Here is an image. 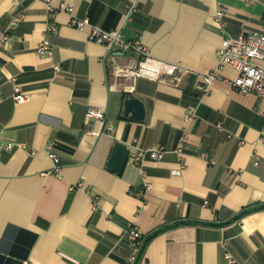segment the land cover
<instances>
[{"label": "crops", "instance_id": "crops-1", "mask_svg": "<svg viewBox=\"0 0 264 264\" xmlns=\"http://www.w3.org/2000/svg\"><path fill=\"white\" fill-rule=\"evenodd\" d=\"M133 1L51 0L58 10L50 13L45 0H0L11 34L0 52V139L17 143L0 150V264H130L131 225L144 241L161 229L139 264H264V99L237 92L231 66L219 68L208 92L197 87L218 68L223 37L264 32V0L138 2L124 32L185 67L178 83L116 70L113 60L125 67L138 56L110 53L59 8L72 4L73 15L112 30ZM44 39L50 55L37 52ZM16 85L26 101L14 100ZM130 97L145 100V119L127 115ZM92 106L104 121L88 114ZM191 106L197 116L188 124ZM186 127L181 166L175 149ZM117 142L129 151L122 173L108 168ZM158 144L162 159L135 160Z\"/></svg>", "mask_w": 264, "mask_h": 264}, {"label": "built area", "instance_id": "built-area-1", "mask_svg": "<svg viewBox=\"0 0 264 264\" xmlns=\"http://www.w3.org/2000/svg\"><path fill=\"white\" fill-rule=\"evenodd\" d=\"M24 1V0H22ZM27 1V0H26ZM47 8L50 13H54L58 10L51 0H45ZM144 0H134L130 8L129 13L125 16L122 24L112 30L104 29L96 24H93L89 18H80L73 15L74 6L69 3H62L59 8L71 13V25L80 29L86 26L90 27V39L104 44L110 53L116 51L121 53H134L138 56V62L136 64L120 66L115 60L112 61L113 67L116 70L124 72L129 76H145L154 80H162L164 78L169 79L171 83H178L181 81L184 74L188 70L178 62H169L160 59L151 54L150 47L145 44L140 38H128L124 32V24L130 20L132 12L136 8V4ZM226 11L220 8L216 14V20L220 25L222 31L225 30V21L223 17ZM21 15V14H20ZM17 24V19L13 20L10 28H14ZM57 26L54 23H50V29L55 30ZM11 39V34L8 29L3 28L0 20V52L7 46ZM37 52L41 55H50L53 53L51 49V43L48 39H44L42 43L38 45ZM114 58V57H113ZM218 68L213 71H209L204 74L202 82L197 84V87L202 92H208L211 82L217 77L219 68L224 66H231L238 71V76L233 80H230L231 85L237 90V92L243 94H255L264 99V32L253 31L245 32L237 37H223L220 47L217 49ZM4 96L3 87L0 84V102ZM14 100L16 102H24L28 99L29 95L26 94L22 88L18 85L14 88ZM264 112V111H262ZM88 114L96 119L105 120L106 112L99 107H89ZM197 116V108L191 106L187 109L185 114V120L189 124ZM217 127L223 131V123L218 122ZM111 128V127H110ZM190 131L188 128H184L182 137L179 141L175 151L181 158V166L185 165L184 161V145L189 140ZM264 138L261 136V141ZM17 143L14 141H3L0 139V150L12 149ZM167 152L166 146L158 144L150 149H140L136 155L135 160L140 162L144 157H150L154 160H160L165 156ZM55 162V171L58 173L61 171L58 165L60 159L54 152L49 153ZM207 156V154H204ZM208 204L209 201L204 202ZM126 235L131 244V255L129 258L130 264H134L138 259L144 244L143 233L137 227V225H131L126 230ZM228 242V241H227ZM226 240L223 241V245L227 246ZM226 256L229 262H236L233 255L227 251Z\"/></svg>", "mask_w": 264, "mask_h": 264}, {"label": "water", "instance_id": "water-1", "mask_svg": "<svg viewBox=\"0 0 264 264\" xmlns=\"http://www.w3.org/2000/svg\"><path fill=\"white\" fill-rule=\"evenodd\" d=\"M126 113L137 119L147 117V103L140 97H130L126 100ZM113 154L108 164V168L118 173H122L129 158L127 146L122 142H117L114 146Z\"/></svg>", "mask_w": 264, "mask_h": 264}, {"label": "trees", "instance_id": "trees-1", "mask_svg": "<svg viewBox=\"0 0 264 264\" xmlns=\"http://www.w3.org/2000/svg\"><path fill=\"white\" fill-rule=\"evenodd\" d=\"M261 208H263V207L247 208L246 210L243 211L242 214H246V213L252 212V211H254V210L261 209ZM159 231H161V229H158V230L154 231V232L149 236V238H148L146 241H144L142 251H141V253H140L138 259H136L137 261H136L134 264H139V262H140V260H141V258H142V255H143V253H144V251H145V248H146L145 245H147V242H148L150 239H152L155 235H157L158 233H160Z\"/></svg>", "mask_w": 264, "mask_h": 264}]
</instances>
